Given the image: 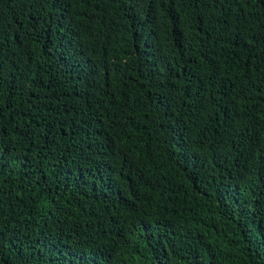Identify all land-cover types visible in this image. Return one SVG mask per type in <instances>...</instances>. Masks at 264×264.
<instances>
[{"label": "trees", "instance_id": "1", "mask_svg": "<svg viewBox=\"0 0 264 264\" xmlns=\"http://www.w3.org/2000/svg\"><path fill=\"white\" fill-rule=\"evenodd\" d=\"M0 264H264V0H0Z\"/></svg>", "mask_w": 264, "mask_h": 264}]
</instances>
